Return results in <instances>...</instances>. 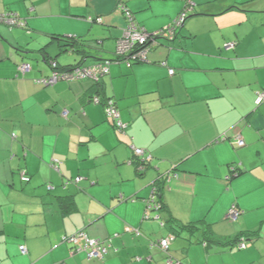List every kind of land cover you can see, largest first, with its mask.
Wrapping results in <instances>:
<instances>
[{
	"label": "crops",
	"instance_id": "crops-1",
	"mask_svg": "<svg viewBox=\"0 0 264 264\" xmlns=\"http://www.w3.org/2000/svg\"><path fill=\"white\" fill-rule=\"evenodd\" d=\"M192 4L178 39L160 40L148 62H113L99 83L36 82L51 68L28 50L46 47L67 68L80 58L59 39H87L94 55L115 59L130 22L123 12L155 33ZM3 13L27 28L0 24V264H264V102L255 103L264 0H0ZM22 63L32 66L26 76ZM108 99L123 131L106 116ZM133 147L152 156L143 170ZM159 177L164 208L146 218ZM171 218L200 230H181L165 253ZM79 232L106 241L108 254H73L67 239ZM251 233L249 248L232 243Z\"/></svg>",
	"mask_w": 264,
	"mask_h": 264
},
{
	"label": "built area",
	"instance_id": "built-area-1",
	"mask_svg": "<svg viewBox=\"0 0 264 264\" xmlns=\"http://www.w3.org/2000/svg\"><path fill=\"white\" fill-rule=\"evenodd\" d=\"M193 10V4L182 10L178 18L171 25L161 29L155 33H149L144 28L137 26L132 20L131 15L127 13V19L130 20L123 36L117 40L116 53L122 59V61L129 66L133 63H146L148 62V55L152 48L159 44L160 40L174 41L177 37V32L181 30L188 20L190 12ZM101 22V19L98 20ZM0 24H5L10 28L23 29L26 26V21L20 18L15 13H3L0 14ZM234 48L233 44L225 46L226 50ZM113 62L104 61L94 65H81L71 69L60 70L56 61H51L53 73L48 77L38 79L36 82L40 85L51 87L60 82H74V81H101L105 76L110 73V66ZM32 71V67L28 63H22L19 66V72L22 76L27 75ZM169 75H175V70H170ZM93 102L101 104V100L98 97L93 98ZM264 102V91L258 92L256 97V105L260 106ZM105 112L107 118L111 121L115 129L123 131L127 128V125L123 123L120 117V112L116 107L115 103L111 100L105 105ZM63 116H68V111L63 112ZM239 147L245 145L242 139L238 140ZM135 157L141 160V163L147 164L151 161L152 156L147 154L143 149L133 147ZM57 164L54 165L55 168ZM169 179V177H167ZM82 178H78L75 182H80ZM22 181L29 182L30 178L22 173ZM156 197L151 196L147 207H146V218H150V212L155 209H160L161 206L156 203ZM242 212L233 206L228 212V218L231 222H237ZM175 240L174 235H168L166 238L159 242L160 249L169 253L170 246ZM68 243L72 247L74 253H85L89 259H102L109 251V244L106 241L97 239H91L85 232H79L74 236L67 239ZM240 250H245L250 247V243L246 240H242L239 244ZM20 251L23 255L28 253L26 247L22 246ZM169 264H173L170 260Z\"/></svg>",
	"mask_w": 264,
	"mask_h": 264
},
{
	"label": "trees",
	"instance_id": "trees-1",
	"mask_svg": "<svg viewBox=\"0 0 264 264\" xmlns=\"http://www.w3.org/2000/svg\"><path fill=\"white\" fill-rule=\"evenodd\" d=\"M126 11V10H125ZM124 15L127 17V11L126 12H123ZM9 27V26H8ZM27 28V24L25 26V28L23 29H26ZM184 28V27H183ZM182 28V29H183ZM11 29H14V28H11ZM15 29H20V28H15ZM181 29V30H182ZM179 30V31H181ZM178 31V32H179ZM177 32V34H178ZM56 39V38H54ZM59 41H61L62 43H60V51L62 52H73L75 54H77V58H80L77 62V64L75 66H72V67H67V68H62L59 64V69L60 70H66V69H71V68H74L76 66H81L83 65L84 63V60H88V59H95V60H98L97 63H94V64H98L100 62H104V61H109V62H123L122 59L117 55L116 53V58L115 59H110V60H104L102 59L100 56H97V55H94L92 50H93V47L90 46L89 42L90 40H87V39H73V40H69V39H62ZM168 42H172V41H168ZM41 55V57H44V61L48 63L49 67L51 68V74L53 73V70H52V67L50 65L51 61H56L55 59H52L50 57H47V53H46V47L44 48H41L39 49L38 51ZM49 56V55H48ZM57 62V61H56ZM58 63V62H57ZM124 63V62H123ZM29 64V63H28ZM85 64V63H84ZM92 64V65H94ZM133 64H136V63H133ZM132 64V65H133ZM86 65V64H85ZM131 65V66H132ZM20 66V65H19ZM31 66V65H30ZM32 67V66H31ZM19 69V67H18ZM20 73V72H19ZM29 74V73H28ZM26 76V75H25ZM50 76V75H49ZM48 77V76H47ZM90 81V80H88ZM76 82V81H74ZM81 82V81H80ZM95 83H99V82H96V81H93ZM70 83V82H69ZM95 98V97H94ZM99 98V97H98ZM101 100V99H100ZM111 99H108L105 101V105L108 104V102H110ZM140 162H138V167H139V170H143L144 167L146 166V164L144 163H141V160L139 159ZM142 166V168H140ZM237 175L239 173H236ZM170 177V176H169ZM78 179V178H77ZM166 178L164 177H159L157 179V182L155 183V189H154V192H153V195L156 197V203L158 205L161 206L160 209H155L154 211H158V210H161L164 208V205H163V202L161 200L162 198V195H161V192L163 191V189H165V183H166ZM76 180V179H75ZM75 182V181H74ZM28 183V182H26ZM75 183H79V182H75ZM158 197V198H157ZM69 201L71 202V200H67V199H64V200H61L60 202V206L61 208L65 209L68 204H69ZM169 225V228L171 229V235H174L175 236V239L177 238V234L181 231V230H187L189 232H194V231H197V230H200V225H180L179 223H177V221L174 219V218H171V220L167 223ZM165 226V224H163ZM167 225V226H168ZM257 233H251V234H241L239 235L237 238H234V242L232 243H236V246L239 249V244L242 242V240H246L250 243L251 245V242H252V239H250V237H252L253 235H256ZM170 235V234H169ZM175 241V240H174ZM173 241V242H174ZM207 245V244H206Z\"/></svg>",
	"mask_w": 264,
	"mask_h": 264
},
{
	"label": "water",
	"instance_id": "water-1",
	"mask_svg": "<svg viewBox=\"0 0 264 264\" xmlns=\"http://www.w3.org/2000/svg\"><path fill=\"white\" fill-rule=\"evenodd\" d=\"M26 54H31V55L38 54L39 56H41V54H40L36 49L28 50V51L26 52Z\"/></svg>",
	"mask_w": 264,
	"mask_h": 264
},
{
	"label": "rangeland",
	"instance_id": "rangeland-1",
	"mask_svg": "<svg viewBox=\"0 0 264 264\" xmlns=\"http://www.w3.org/2000/svg\"><path fill=\"white\" fill-rule=\"evenodd\" d=\"M190 17V16H189ZM15 29V28H14ZM178 38H176L175 40H177ZM163 42H166L167 44H170V42H168L167 40H165V41H162L161 43H163ZM173 42H175V41H173ZM166 43H164V44H166ZM172 43V42H171ZM115 48V47H114ZM249 248V247H248ZM240 251H242V250H240Z\"/></svg>",
	"mask_w": 264,
	"mask_h": 264
}]
</instances>
